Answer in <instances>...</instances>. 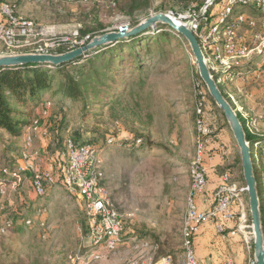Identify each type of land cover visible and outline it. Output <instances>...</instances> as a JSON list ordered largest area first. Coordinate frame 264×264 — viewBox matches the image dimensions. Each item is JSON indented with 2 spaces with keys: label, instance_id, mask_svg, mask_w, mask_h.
<instances>
[{
  "label": "rangeland",
  "instance_id": "obj_1",
  "mask_svg": "<svg viewBox=\"0 0 264 264\" xmlns=\"http://www.w3.org/2000/svg\"><path fill=\"white\" fill-rule=\"evenodd\" d=\"M20 2L25 14L16 15L52 30L55 39H65L64 47L71 50L103 33L116 31L120 26L134 27L156 14L169 15L187 26L193 18L197 23L206 20V13L201 16L203 5L196 1L190 5L184 0H96L86 4L17 0ZM214 6L216 3L211 8ZM235 9L236 15L229 18V23L243 11L237 6ZM250 11L245 7L242 13L245 18L251 17V21L245 20L255 29L251 35L254 48L247 49L248 44L241 40L248 30L240 25L237 30L241 35L237 37L234 54L224 52V44L219 38L204 42L200 39L199 44L207 68L224 99L233 110L234 107L241 108L239 113L251 119L255 133L263 135L264 124L259 120L264 119V57L258 62L253 57L264 53V16ZM209 12L206 16L211 17ZM203 32L209 33L206 29ZM161 33L165 36L160 37ZM142 34L145 40L137 52L143 55L147 64L144 84L139 83L144 78H131V64L125 66V78H115L114 96L107 99L106 106L98 109L96 118L89 112L86 121L81 123L82 112L77 105L73 113L65 116L67 123L57 135L53 125L49 126L52 119L45 118L58 112L50 101L51 93L43 97L45 103L35 108L14 105L25 111L29 125L10 144L8 135L0 130V264H124L138 257L140 248L133 249L129 242V246L103 253L99 259L91 258V253L99 250H94L87 237L80 189L70 193L64 187L62 177L67 163V143L71 141L67 132L74 135L75 130L81 133L77 143L91 146L99 158L103 173L101 183L109 192L123 223L135 233L133 237L146 241L151 248L148 252L156 259L171 254L173 264H184L181 231L191 187L190 167L197 152L194 121L200 93L207 100L205 112L213 132L217 134L223 130L230 140L228 157L233 149H239L223 112L210 99L207 88L198 78L199 72L186 39L163 24ZM138 44L140 41L136 40L130 47L138 48ZM243 49L246 53L242 55ZM3 51L4 47L0 45V56L11 54ZM127 54H124L125 60L132 62L133 56L129 58ZM252 63L253 70H244ZM71 104L67 102L66 105L70 107ZM34 122L38 131L30 128ZM45 131L47 136L43 135ZM27 135L31 139L29 147L24 140ZM26 147L28 154L37 153L30 162L21 156ZM239 159L237 156V167L229 174L237 189H244L241 199L245 205L247 229L245 236L240 234L242 264H256L246 184L243 175L235 176L237 169H242ZM258 159L264 165V148ZM27 165L32 169L22 170ZM224 171L219 170V174ZM38 173H50L55 179L53 183H44L48 191L45 196L34 192L33 177ZM22 202L27 206H20ZM15 214H20L18 217L26 220L28 226L24 227L18 221L16 228H6V220L14 219ZM44 220H47L46 225ZM261 228L264 242V228ZM233 264L236 263L233 261Z\"/></svg>",
  "mask_w": 264,
  "mask_h": 264
},
{
  "label": "built area",
  "instance_id": "obj_2",
  "mask_svg": "<svg viewBox=\"0 0 264 264\" xmlns=\"http://www.w3.org/2000/svg\"><path fill=\"white\" fill-rule=\"evenodd\" d=\"M24 1L27 3L37 1H63L86 4L96 0ZM249 1L227 0V4L219 14L217 25L207 34L198 31L200 23H197L195 18L188 24V27L203 42L206 39H222L224 41V52L234 54L236 51V43L233 28L237 24L244 23L246 18L243 13H240L233 20V24L228 21L235 6L238 4H246ZM213 3L214 0L206 1L201 9V16L206 13L207 8ZM257 5L264 9V0H257ZM0 13L3 17V21L0 22V45L11 54H18L17 52L23 50H29L35 54H53L56 49L62 48L67 44L65 39H55L52 30L47 29L31 19L16 15L14 6L1 4ZM68 49L69 51L71 50L70 48ZM214 50L217 51L216 49ZM245 53V49L240 52L242 55ZM199 100L196 107L198 118L196 121L197 152L190 167L191 187L181 231V247L184 264H199L195 254V239L200 233L201 228L206 224H213L216 232L221 235H224L226 232L225 225L227 223H234V228L229 231L231 236L239 234L245 236L247 229L245 205L241 199V193L244 192V189H237L229 173L222 174L220 177L221 183L211 193L207 194L208 176L206 164L215 156L212 153L214 150L207 152V149L216 147L221 157L226 155V149L224 145L213 142V130L207 120L205 112L208 104L203 93H200ZM240 111L241 108L234 107L236 114L238 113L242 118L248 119V117H243L239 113ZM46 114L44 112V115ZM47 117L46 115L45 118ZM30 126L31 130L38 131L36 122ZM24 140L26 146L29 147L31 144L29 135ZM27 147L23 150L21 156L30 162L37 156V153L28 154L26 152ZM67 153L66 167L62 171L63 183L66 190L70 191V193H74L75 189H80L87 219V237L94 250H99L98 253L92 252L91 258L93 260L99 259L103 253L115 252L120 246L131 242L133 249L140 248L139 254L138 257L130 259L124 264H173L174 258L171 254L156 259L153 254L148 252L151 248H148L146 241L138 240L133 236L123 239L124 223L109 196V192L101 183L103 177L100 169L101 163L99 158L94 154L93 148L89 145L75 146L72 141H69L67 143ZM31 169L32 167L27 165L22 170ZM33 178L34 192L40 196L45 193L44 183H53L55 181L50 173H38ZM199 202L202 204L206 203L207 206L200 207ZM224 264H233V261L229 259Z\"/></svg>",
  "mask_w": 264,
  "mask_h": 264
},
{
  "label": "trees",
  "instance_id": "obj_3",
  "mask_svg": "<svg viewBox=\"0 0 264 264\" xmlns=\"http://www.w3.org/2000/svg\"><path fill=\"white\" fill-rule=\"evenodd\" d=\"M184 1L188 2L187 4L189 5L196 1L201 6H204L207 0ZM215 3L216 6L211 8V6H213ZM226 4L227 0H215L214 3L206 10V14L208 15V12L210 11L212 15L210 12L209 15H211V17L213 18L210 19L211 17L206 16L205 14L204 17L206 20H201L198 31L203 32L204 29H206L210 32V30L215 25H217L219 14L224 9ZM237 7L239 9H243V11L245 7H249L251 10L250 12H256L257 15L264 16L263 8L257 5V0H250L246 4H238ZM212 9H214V12L217 13L212 12ZM243 11H241V13ZM236 12L237 11L234 8L231 16L236 15ZM246 18L251 21V17L249 18L246 16ZM238 25L242 27L244 26L248 30L247 35L243 33L241 36V40H243L245 44H248L247 49L254 48L251 44V35L254 34L253 32L255 31V29L250 26L248 21H245L242 24H237L236 28H233L235 43L238 42L237 37H240L241 35V33L237 30ZM81 36L83 37L84 35L81 34ZM143 36L144 34H141L126 41L120 40L114 44L99 47L97 49L89 51L88 53H85L83 56L75 59L74 61L63 64L59 67H53L50 65H24L18 67L0 68V130L8 135L7 141L9 142V144L12 143L10 142L11 140L17 139L21 135L24 127L29 125L27 114H25L24 110L16 109L14 106L15 104H21L23 108H26L27 106H34L35 108L45 103L43 97L46 94L51 93L53 101H50L51 103H53L54 109H58V112L51 113V115H48L47 119H52V124H49V126L53 125V130L55 129L56 134L58 135V133L63 130L67 123L66 120L69 113H73L77 105L80 106L82 112L80 120L81 123H84L86 121L87 113L89 112L91 117H97L98 109L101 106H106L108 104L107 99L114 96L113 88L115 78H125L124 75L127 74L124 71L125 66L131 64V78H144L142 81H139V83L144 84L147 64L143 60V55L140 52H137L141 49V44L145 40ZM161 36L165 35L161 33L160 37ZM195 37L200 43L197 35ZM136 40L140 41V44H138V48L132 49V47L130 46H132V42H136ZM221 43L224 44V41L222 40ZM130 48L132 52L128 51V49ZM67 51H69L68 48L62 47L56 49L53 54H61ZM164 51L160 50V52ZM3 52L4 54L9 53V51H7L5 48ZM17 53L31 52L29 50H23ZM126 53H129V55L127 54L129 58L133 56L134 60L132 62L125 60L124 54ZM159 54L161 56L163 55L161 53ZM262 57H264V53H262V55H256L253 58L256 62H258V60ZM253 64L254 63L249 66L246 65V68L244 70H253ZM198 78L200 79V81H202L199 76ZM201 83L205 86L203 81ZM220 92L223 95V92L221 90ZM210 99L212 100L211 97ZM67 102L72 103L70 107H67ZM91 108L93 112L91 111ZM237 117L242 125L243 131L245 133V139L250 148L253 173L256 179V189L259 200L261 226L264 228V165L261 163L262 161L258 159L259 153L261 154V150L264 148V134L258 135L255 133V130L251 127L250 118L244 119L239 114H237ZM197 119V115H195L194 126H196ZM74 132V135L67 132L68 138L73 142L75 146L83 145V143H77V140L80 139L81 133H79L78 130H75ZM43 135L47 136L48 133L45 131L43 132ZM217 140V134L216 132H213V142L217 143ZM9 146V148L12 149L11 145ZM212 150L214 151L212 152ZM207 152H212L215 156H219V151L216 150V147L207 149ZM237 156L240 157L239 155ZM238 162L241 164L240 159ZM47 193L48 191L45 190L43 196H45ZM20 206L25 207L27 206V204L25 202H22ZM14 216V219L6 220V228L8 226L12 229L16 228L15 225L16 223H18V221H21L24 227L28 226L26 225V220L18 217L20 216V214H15ZM46 221L47 220H44V225H46ZM31 222H34V220L32 219ZM229 224L230 223H227L225 225V231L230 230L228 226ZM134 234V232L128 230L126 224L124 223L123 239L132 237L134 236Z\"/></svg>",
  "mask_w": 264,
  "mask_h": 264
},
{
  "label": "water",
  "instance_id": "obj_4",
  "mask_svg": "<svg viewBox=\"0 0 264 264\" xmlns=\"http://www.w3.org/2000/svg\"><path fill=\"white\" fill-rule=\"evenodd\" d=\"M174 19L175 18L166 14H156L134 27H129L127 25L120 26L116 31L103 33L92 38L87 44L61 54L18 53L0 56V68H10L24 65H50L53 67H59L63 64L74 61L91 50L114 44L120 40H128L130 38L137 37L150 28L154 29L157 24L167 25L173 32H176L178 35L185 38L190 45L191 53L195 59V65L198 69L199 76L205 84L209 95L214 100L218 108L223 112L239 149L254 234L256 264H264V242L261 228L259 200L256 189V179L253 173L251 153L249 145L245 139V133L236 113L224 99L215 81L211 77L197 38L187 25H177Z\"/></svg>",
  "mask_w": 264,
  "mask_h": 264
},
{
  "label": "crops",
  "instance_id": "obj_5",
  "mask_svg": "<svg viewBox=\"0 0 264 264\" xmlns=\"http://www.w3.org/2000/svg\"><path fill=\"white\" fill-rule=\"evenodd\" d=\"M4 2H9L14 4V9L20 16L24 15V8L21 6V2L17 3V0H0V6ZM3 21V17L0 13V22ZM263 122L264 120H259ZM262 124V123H261ZM217 143L224 145L226 149V155L224 157L215 156L211 161L206 164L207 168V194L211 193L217 185L221 183L220 177L224 173L234 172L237 167L235 159L237 155L240 156L239 150H234L231 157H228L230 149L228 147V142L230 140L227 138L226 133L220 130L217 133ZM229 140V141H228ZM227 142V145L225 144ZM236 142V141H235ZM215 143V144H217ZM215 146V145H214ZM237 146V144H236ZM238 148V147H237ZM241 165V164H240ZM242 166V165H241ZM219 170H225L219 174ZM243 175L242 169L236 171L235 176ZM242 196V194H241ZM203 200V199H202ZM200 207H205L207 204H202L199 202ZM202 205V206H201ZM230 230H227L224 235L218 234L213 224L208 223L201 228L200 233L195 239V254L199 264H224L227 260H232L236 264H242L244 256L241 254L242 251V239L240 234L231 236L229 231L234 228V224L230 223ZM128 244V243H127ZM125 244V245H127ZM123 245V246H125ZM129 246V244H128ZM173 256V255H172Z\"/></svg>",
  "mask_w": 264,
  "mask_h": 264
},
{
  "label": "bare ground",
  "instance_id": "obj_6",
  "mask_svg": "<svg viewBox=\"0 0 264 264\" xmlns=\"http://www.w3.org/2000/svg\"><path fill=\"white\" fill-rule=\"evenodd\" d=\"M174 21H175V23L178 25V24H181L178 20H175L174 19Z\"/></svg>",
  "mask_w": 264,
  "mask_h": 264
}]
</instances>
